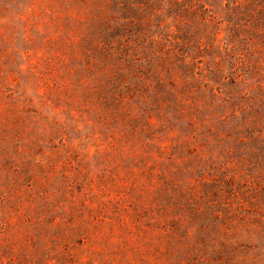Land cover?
Masks as SVG:
<instances>
[{
    "label": "rangeland",
    "instance_id": "1",
    "mask_svg": "<svg viewBox=\"0 0 264 264\" xmlns=\"http://www.w3.org/2000/svg\"><path fill=\"white\" fill-rule=\"evenodd\" d=\"M0 264H264V0H0Z\"/></svg>",
    "mask_w": 264,
    "mask_h": 264
}]
</instances>
